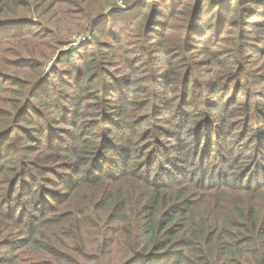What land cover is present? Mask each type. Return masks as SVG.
<instances>
[{
  "label": "trees",
  "instance_id": "1",
  "mask_svg": "<svg viewBox=\"0 0 264 264\" xmlns=\"http://www.w3.org/2000/svg\"><path fill=\"white\" fill-rule=\"evenodd\" d=\"M168 1L0 0V264L25 257L32 260L24 264H264V145L258 153L228 147L213 162L208 129L194 137L199 126L191 128L198 113L189 105L174 122L170 98L164 108L173 127L157 128V137L175 143L159 142L151 137L156 126L142 130L158 111L159 93L141 99L136 80L121 82V71L134 68V46L151 45L156 27V41L168 29L176 33L163 52L188 47L182 33L198 23L205 0ZM226 1L234 21L242 0ZM248 1L264 7V0ZM89 32L81 49L63 50ZM263 45L251 75L260 85ZM226 60L216 72L223 81L241 72L237 57ZM163 79L154 86L168 92L180 82ZM191 79L180 87L190 88ZM105 113L115 118L87 121ZM118 128L117 143H109L105 135Z\"/></svg>",
  "mask_w": 264,
  "mask_h": 264
},
{
  "label": "rangeland",
  "instance_id": "2",
  "mask_svg": "<svg viewBox=\"0 0 264 264\" xmlns=\"http://www.w3.org/2000/svg\"><path fill=\"white\" fill-rule=\"evenodd\" d=\"M158 1L160 3L163 2V0ZM172 1L169 0L168 4ZM189 2H191V5H194L196 0H189ZM212 2L209 0L204 1L203 8H198L196 12V18L199 19L198 23L193 24L191 30L182 33V36L187 35L190 39L188 47H185L181 43L178 44L177 49L173 53L167 54L163 52L164 41L174 42L176 36L175 30L168 29L166 35L161 37L159 41H156V36L162 29L154 27L155 29L149 37L151 45L143 46L142 48H140V44L134 46L133 49L136 52L131 57V63L134 68L133 70L121 71V75L123 74L121 78L124 79L121 82L127 83L132 78L136 80L140 91L139 98L141 99L153 93H159L160 97H156L154 101L160 105L157 109L158 111L152 117H146L150 120L142 127V130H150L156 126L157 132H153L151 137H156L159 142L175 143L173 139H169L168 137H157V128L173 127L172 124H168L167 122L169 119H172L171 113L173 112V115H176L175 122L184 113L189 112L190 109L187 106L190 105L198 113V116L192 121L191 125L194 131L195 127L199 126L198 131L193 132L194 137L196 133L205 132L208 129L210 140L214 143L215 150H213L212 154L207 153V148H202L201 151L205 156L211 154L210 158L215 162L216 159L218 160L220 152L224 153L225 149L230 150L229 148H235L232 149L234 153L239 149L243 150L250 146H252V153H258L260 149H263L261 146L264 145V84L260 85V80L254 81L251 75L253 76L259 72L260 69L258 68L263 58V55L256 54V51L262 47L264 42V29L260 26L264 22L262 14L264 7L259 4L253 5L248 0H242V3L237 7V17L233 21V18L228 19L229 12L226 7L228 1L212 0ZM159 12H162L160 4L155 7V14ZM124 15L125 13H122L120 17ZM115 17L116 15L110 16L105 22L100 23L97 29L99 30L104 27L106 21H110V23L115 21ZM167 17L169 18V16L165 15V19ZM159 19L161 18L156 16L155 22H158ZM11 28L5 27L3 31H9ZM89 40L90 32L85 37L83 36L69 43L63 50L81 49L82 45L87 44ZM103 40L109 41L106 38ZM174 56L177 58H174ZM236 57L241 72L230 80H220L216 72H223L225 70L224 67L221 69V66L227 65L228 60L226 59ZM77 58L79 59V57ZM55 62L56 56L47 63L45 73H50L53 70ZM179 62H182L185 67L182 68ZM203 65L204 67L200 68ZM197 74H207L208 77H199L196 76ZM164 77L177 79V81H180V84H182V81L186 82L191 79L190 77H195L194 79L196 80L191 79L190 88L186 85L180 87L177 82L172 86L173 91L168 92L164 87L158 89V87L154 86V84H162ZM163 85L166 86L168 84L165 82ZM117 89H119V86ZM117 89L113 88V90ZM166 99L170 101L176 99L173 101L174 106L171 113L170 110L164 108L166 106ZM221 100L222 104L226 105L223 109L213 106V103L220 102ZM90 104L93 106L91 110L98 108L95 102L91 101ZM133 112H130L129 115ZM142 116H146V114L142 113ZM107 117L115 118L113 114L107 116V113H105L103 116L87 119V121L95 120L100 123L102 118ZM155 117L157 119H153ZM62 125V121L57 122V126L60 127ZM108 126L107 124V128ZM258 128H261V130L258 131ZM191 131L185 132L186 138L193 136ZM118 132L119 128L113 130L111 135L108 133L105 135L111 138L109 139V143H117ZM231 133L234 134V137L227 140L226 136ZM245 136L247 137L245 138ZM190 139L192 140V138ZM216 141L221 145L223 144L226 148H220ZM16 150L20 151L21 146H16ZM250 163L255 164L254 162ZM262 163L264 164V157L263 161L259 162V164ZM254 166L257 167L258 163ZM255 171L250 173L248 177L255 173ZM230 176L233 177V174L231 173ZM3 186H5L4 183L0 182V187ZM3 194L0 192V196ZM12 203L13 206L19 205L17 199ZM24 204H28L26 199L21 201V205ZM26 260L30 261L32 259H26L25 257L23 263L14 261L12 264H24Z\"/></svg>",
  "mask_w": 264,
  "mask_h": 264
}]
</instances>
